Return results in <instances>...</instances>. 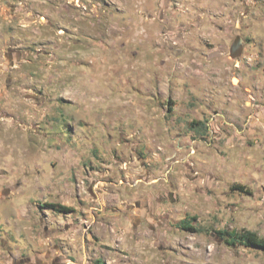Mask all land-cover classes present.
<instances>
[{
  "label": "rangeland",
  "instance_id": "obj_1",
  "mask_svg": "<svg viewBox=\"0 0 264 264\" xmlns=\"http://www.w3.org/2000/svg\"><path fill=\"white\" fill-rule=\"evenodd\" d=\"M218 230L264 238V0H0V264H264Z\"/></svg>",
  "mask_w": 264,
  "mask_h": 264
},
{
  "label": "trees",
  "instance_id": "obj_2",
  "mask_svg": "<svg viewBox=\"0 0 264 264\" xmlns=\"http://www.w3.org/2000/svg\"><path fill=\"white\" fill-rule=\"evenodd\" d=\"M237 189L243 190V186H237ZM184 228L188 229L189 226L183 222ZM216 235L228 247L243 246L249 249H255L264 252V238L258 236L257 233L249 230H218Z\"/></svg>",
  "mask_w": 264,
  "mask_h": 264
}]
</instances>
